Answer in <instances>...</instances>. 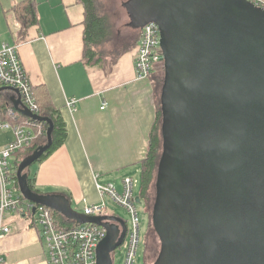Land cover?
I'll return each mask as SVG.
<instances>
[{
    "label": "water",
    "instance_id": "1",
    "mask_svg": "<svg viewBox=\"0 0 264 264\" xmlns=\"http://www.w3.org/2000/svg\"><path fill=\"white\" fill-rule=\"evenodd\" d=\"M124 6L133 28L154 23L160 30L158 264H264V10L246 0H128ZM51 133L49 125L46 144L20 163V193L79 224L103 227L96 264H113L124 221L84 216L65 198L27 184L25 171L50 148Z\"/></svg>",
    "mask_w": 264,
    "mask_h": 264
},
{
    "label": "crops",
    "instance_id": "2",
    "mask_svg": "<svg viewBox=\"0 0 264 264\" xmlns=\"http://www.w3.org/2000/svg\"><path fill=\"white\" fill-rule=\"evenodd\" d=\"M23 1L34 3L37 23L20 35L12 9ZM84 12L79 0H0V48L3 44L17 46L39 99L59 111L67 130L59 149L28 168L35 177L34 189L44 196L65 198L80 214L102 201L95 176L101 183H120L119 192L124 178L140 179V162L146 157L156 120L154 78L158 71L148 79H137L135 50L114 62L108 58L86 64ZM126 25L128 36L140 31L130 19ZM70 99L77 100L75 111L66 106ZM5 102L15 114H24L20 96L0 88V104ZM1 118L0 109V123ZM12 138L11 131L0 129V150ZM106 210L105 217H115ZM54 213L59 227L79 225ZM4 222L12 234L0 243V264H48L32 216L8 213Z\"/></svg>",
    "mask_w": 264,
    "mask_h": 264
},
{
    "label": "built area",
    "instance_id": "3",
    "mask_svg": "<svg viewBox=\"0 0 264 264\" xmlns=\"http://www.w3.org/2000/svg\"><path fill=\"white\" fill-rule=\"evenodd\" d=\"M264 10V0H246ZM163 63L160 47V30L154 23L140 28L135 48L134 70L137 79H148L155 66ZM0 88L16 90L26 112L38 116V108L32 97L31 82L20 61L17 46L3 44L0 48ZM75 99L67 100L66 106L75 111ZM105 107L103 105L102 109ZM13 116V113L10 112ZM1 130L11 131L12 140L0 150V243L11 236L12 228L4 222L5 215L15 213L32 216L47 252L48 264H96V250L106 236V230L94 224H79L70 228L59 227L53 211L26 200L20 193L13 161L17 152L28 148L42 137L43 130L36 121L27 119L20 124L1 122ZM96 177L95 188L102 200L100 204L84 209V216L105 217L107 210L104 198L125 209L130 216L126 236L122 244L124 264H135L140 244V219L134 197L135 181L122 180V189L117 191L111 183H101ZM1 261V260H0Z\"/></svg>",
    "mask_w": 264,
    "mask_h": 264
},
{
    "label": "trees",
    "instance_id": "4",
    "mask_svg": "<svg viewBox=\"0 0 264 264\" xmlns=\"http://www.w3.org/2000/svg\"><path fill=\"white\" fill-rule=\"evenodd\" d=\"M84 6V35H83V42H84V49H83V57L86 60V64L93 62L95 65L98 63L103 62L105 59L110 58L111 61H115L118 57L124 53L130 52L135 50L138 39L140 35V31L138 34L129 35L128 43L124 44L122 47H116L113 50L111 46L114 42H118L120 45L123 43L122 35L114 34L113 24L110 22L109 16L104 10V5L101 0H79ZM12 14L19 26V33L20 35L24 34L26 30L31 26L37 23L36 14H35V7L32 1H23L19 4L13 6ZM163 64V63H162ZM160 65V64H159ZM159 65L155 66L152 71L159 69ZM163 69L164 73V66L160 67ZM151 74V75H152ZM155 79V78H154ZM163 83H164V76H163ZM155 85V97H156V120L153 125L148 149L145 159L140 162V192L138 197L140 198L141 202H143L146 211L148 212V204L149 199L151 196V191L154 188L155 196L154 201L156 200V175L159 165V160L162 151V135H161V120H162V106H161V99H157L156 90L158 89L159 85L154 81ZM161 86V84H160ZM32 89V97L33 100L38 108L39 117L45 119L46 121L38 122L37 124L43 130L42 137L35 140L30 147L25 148L17 152L15 159L13 161V165L15 167V173L20 165V163L29 158L35 151H37L40 147H43L47 142V130L49 125L52 127L51 133V146L50 148L33 164L39 163L46 159L49 155L59 149L66 141L67 138V130L66 125L59 113L58 110L52 108L48 103L39 99L38 94L36 93L34 87L31 85ZM8 103L0 104L1 109V120L2 122H10L17 124L22 123L27 119H31L27 117L25 114H15L11 107H8ZM9 112L13 113V116L9 114ZM49 121V123L47 122ZM160 125V129L158 127ZM27 184L29 188L35 192L40 194L37 190L34 189L35 177L29 173L27 170ZM151 196V197H150ZM53 216L55 218L56 214L53 211Z\"/></svg>",
    "mask_w": 264,
    "mask_h": 264
},
{
    "label": "rangeland",
    "instance_id": "5",
    "mask_svg": "<svg viewBox=\"0 0 264 264\" xmlns=\"http://www.w3.org/2000/svg\"><path fill=\"white\" fill-rule=\"evenodd\" d=\"M104 5V10H106V13L109 16L110 22L113 24L114 28V34H121L123 38V43L120 45L118 42H114V44L111 46L110 50H113L116 47H122L124 44L128 43V35H126L124 32H127V25L129 23V15L127 8L124 6L128 2V0H101ZM164 66L162 63L159 65V69L156 72V76L154 81L158 83L159 87L156 90L157 99L159 100V97L161 96L162 86H163V69L160 68ZM161 84V86H160ZM160 129V125H158ZM139 175V174H138ZM135 176V175H134ZM139 176H135L132 179L136 182L134 186V197H138V194L140 192V183H139ZM138 179V180H137ZM114 187L117 191L120 190V183L114 184ZM156 185V184H155ZM152 196V197H151ZM151 198L149 199V203L147 208L148 212L146 211L143 202L136 204V209L138 213V217L140 219V244L137 251V256L135 260V264H144V239L147 236V248H146V261L147 263H151L156 255L159 252L160 248V242L155 234L150 221L149 230L147 232L148 227V215H151L154 201V188L151 191ZM107 199V198H106ZM105 202V201H104ZM106 208L108 209V212L113 214L115 218L121 219L124 221L127 226H130V216L129 213L116 205L113 201L111 202L109 199L106 200ZM123 244V243H122ZM45 256L47 258V252H45ZM113 264H124V253L122 252V245L116 250L115 254L113 255Z\"/></svg>",
    "mask_w": 264,
    "mask_h": 264
},
{
    "label": "flooded vegetation",
    "instance_id": "6",
    "mask_svg": "<svg viewBox=\"0 0 264 264\" xmlns=\"http://www.w3.org/2000/svg\"><path fill=\"white\" fill-rule=\"evenodd\" d=\"M127 11H128V9H127ZM154 206H155V204H153V209H154ZM153 209H152L151 215H150V216L148 215V227H147V232H148V230H149L150 221H151V226H152V228H153L155 234L157 235V237H158V239H159V242H160V248H159V252H158V254L156 255L155 259H154L151 263H149V264H158V260H159L160 254H161L162 245H161L160 238H159L158 234L156 233L155 228H154V225H153ZM126 228H127V224H126ZM120 229H121V228H120ZM147 240H148V239H147V236H146L145 239H144V264H148L147 261H146V248H147V245H148V244H147ZM114 254H115V252L112 254V258H113V255H114Z\"/></svg>",
    "mask_w": 264,
    "mask_h": 264
}]
</instances>
